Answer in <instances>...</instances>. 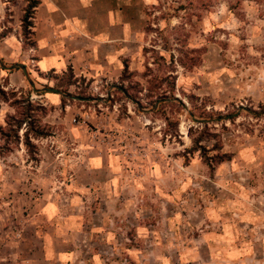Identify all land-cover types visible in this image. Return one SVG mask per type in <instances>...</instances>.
<instances>
[{"label":"rangeland","instance_id":"374dc122","mask_svg":"<svg viewBox=\"0 0 264 264\" xmlns=\"http://www.w3.org/2000/svg\"><path fill=\"white\" fill-rule=\"evenodd\" d=\"M137 2L142 42L117 80L93 85L70 70L42 75L23 54L15 63L2 59L8 66L26 62L38 89L92 100L60 96L54 104L46 92L36 95L28 79L20 90L8 89L9 71L0 66V85L16 93L0 103V242L9 234L18 239L19 222L31 214L43 230L58 226L74 254L46 252L45 258L23 249L17 264H223L211 252H186L183 245L202 229L217 230V216L238 213L240 229L251 223L254 244L252 257L240 264H264V115L247 111L264 113V0ZM11 5L0 0V39L14 32ZM32 43L25 41L24 49ZM31 121L45 134L29 132V147L24 134ZM196 138L204 150H194ZM107 149L132 168L117 200L100 202L93 190L70 187L80 196L71 210L65 197L72 166ZM25 193L38 203L31 205ZM56 195L64 213L77 216L68 232L64 218H34Z\"/></svg>","mask_w":264,"mask_h":264},{"label":"crops","instance_id":"0c3cea01","mask_svg":"<svg viewBox=\"0 0 264 264\" xmlns=\"http://www.w3.org/2000/svg\"><path fill=\"white\" fill-rule=\"evenodd\" d=\"M6 1L12 2L10 12L14 32L0 39L1 60L15 63L23 54L21 59L30 58L42 75L50 72L63 74L70 70L76 78L87 80L94 85L119 79L125 68L124 60L137 56L143 38L144 18L137 0H38L39 4L31 19L33 26L30 36L34 46L29 50L23 47L27 39L22 34L29 0ZM4 10L6 11V8ZM21 62L27 67L30 75V67L26 62ZM17 70H10L9 74L5 75L8 89L20 90L25 87L27 77L23 71ZM45 94L54 104L58 100L61 102L59 94ZM1 110L0 108V113ZM3 118L5 113H2L0 120ZM121 160L117 152L107 149L90 157L85 163L73 165L72 184L67 190H70V187L75 192L83 190L91 193L93 190L100 202H115L117 197L113 196L120 193L125 182L124 175L132 172L131 166L125 165ZM75 192L70 190L65 197L71 210L80 202V196ZM24 196L30 197L31 205L39 201L27 193ZM61 202L58 195L49 198L42 211L34 214V218L42 215L46 222L64 218L68 232V227L77 223V216L74 212L64 213ZM30 215L24 214V220L19 222L18 239L9 234L5 242H0V252L7 254L5 257L0 256V264H17L19 253L23 249L32 252L34 256L40 252L44 257L46 252H57L58 256L74 254L71 243L61 239L63 234L60 235L62 231L58 226L53 223L48 230H43L39 221L30 219ZM234 216L239 217L240 214L217 216L215 221L220 227L214 231L202 229L193 243L183 245L186 252H211V260L214 263L222 260L223 264H240L250 259L254 245L250 240L252 231L249 227L252 225L246 224V219H243L248 228L242 230ZM247 218L250 219L251 216L248 214ZM136 233L137 230L133 234L135 238ZM176 235L178 236L177 233ZM259 247L264 250V238L261 239ZM214 253L224 254L219 258Z\"/></svg>","mask_w":264,"mask_h":264},{"label":"trees","instance_id":"16d2710c","mask_svg":"<svg viewBox=\"0 0 264 264\" xmlns=\"http://www.w3.org/2000/svg\"><path fill=\"white\" fill-rule=\"evenodd\" d=\"M28 2L29 3H28V6H27V8L25 10V16H24V19H23V32H24L25 39H27L26 41L32 40V37L30 36V35H32V26H33L31 19H32L33 14H34V10L37 8V6L39 4L38 0H29ZM1 37L4 38L5 34H1ZM32 42H33V40H32ZM32 44H34V42ZM3 87H5V86L0 85V103L1 102L7 103L9 101V95L10 94L14 95L16 93H15V91H11V93L7 92V91L4 90ZM168 104H173V103H168ZM27 117L29 119H31V116L28 115ZM11 118L12 119H16V117H14V116H11ZM23 123H26V121L23 120V121L17 122L19 129H21V126H22ZM29 132L34 133V135L36 137H41V136H44V134H45L43 130L41 131L40 128H37L36 123L32 122L30 124V128L24 134L25 138H26V144L29 147L32 146V144H31V142L29 140ZM1 134L4 135L3 132H1ZM193 143H194V150L197 149V148L200 149L201 151L204 150L203 147L200 146V139L199 138L193 139ZM212 160L213 159H210V160L207 159V163L210 166V168L213 167ZM225 160H226V157L224 156V157L220 158L219 161H217V163H221V162H223Z\"/></svg>","mask_w":264,"mask_h":264},{"label":"water","instance_id":"95a60500","mask_svg":"<svg viewBox=\"0 0 264 264\" xmlns=\"http://www.w3.org/2000/svg\"><path fill=\"white\" fill-rule=\"evenodd\" d=\"M0 66L5 69V70H13V69H22V71L25 73L31 87L33 88V91L36 95H41L43 92H47V93H55V94H59L60 96L64 97V98H67V99H72V100H78V101H82V102H87V101H91L92 99L90 98H84V97H81V96H77V95H72L70 93H65L59 89H56V88H53V87H46L44 89H38L36 87V83L34 81H32L30 78H29V74H28V70H27V67L24 65V64H21V63H17V64H12L10 66L6 65L3 63V61L0 59ZM120 90L124 91L122 88L118 87ZM164 101H172V99H169V100H163V101H160V102H164ZM160 105V103L158 102L154 108H157L158 106ZM249 113L251 114H254V115H264V113H253L251 110H247ZM238 114V113H237ZM237 114H233V115H228L226 117H221L219 118L218 120H228V119H231L233 118L234 116H236ZM190 115L192 116V118L202 124V123H208L209 121L208 120H197L195 119V116L193 115V113H190Z\"/></svg>","mask_w":264,"mask_h":264}]
</instances>
